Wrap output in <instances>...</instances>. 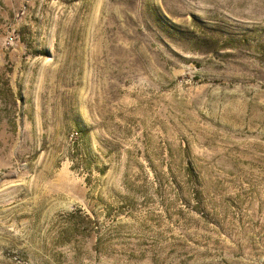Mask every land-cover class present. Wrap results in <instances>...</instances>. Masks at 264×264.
<instances>
[{
    "label": "rangeland",
    "instance_id": "1",
    "mask_svg": "<svg viewBox=\"0 0 264 264\" xmlns=\"http://www.w3.org/2000/svg\"><path fill=\"white\" fill-rule=\"evenodd\" d=\"M0 264H264V0H0Z\"/></svg>",
    "mask_w": 264,
    "mask_h": 264
}]
</instances>
